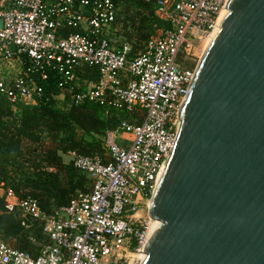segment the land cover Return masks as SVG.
Here are the masks:
<instances>
[{
    "label": "built area",
    "instance_id": "obj_1",
    "mask_svg": "<svg viewBox=\"0 0 264 264\" xmlns=\"http://www.w3.org/2000/svg\"><path fill=\"white\" fill-rule=\"evenodd\" d=\"M124 1L0 0V95L12 107L35 106L39 82L51 71L60 76L57 100L68 96L75 106L93 103L106 114L131 116L105 133L108 161L70 154L89 190L66 207L45 214L34 198L0 189L6 211L47 238L35 255L0 242V264H139L144 255L154 222L150 200L195 74L185 61L216 30L228 0H141L153 3L166 28L137 51L117 44ZM83 67L96 69L99 79L76 93ZM122 134L129 140L120 146Z\"/></svg>",
    "mask_w": 264,
    "mask_h": 264
},
{
    "label": "water",
    "instance_id": "obj_2",
    "mask_svg": "<svg viewBox=\"0 0 264 264\" xmlns=\"http://www.w3.org/2000/svg\"><path fill=\"white\" fill-rule=\"evenodd\" d=\"M178 119L139 264H264V0H228Z\"/></svg>",
    "mask_w": 264,
    "mask_h": 264
},
{
    "label": "trees",
    "instance_id": "obj_3",
    "mask_svg": "<svg viewBox=\"0 0 264 264\" xmlns=\"http://www.w3.org/2000/svg\"><path fill=\"white\" fill-rule=\"evenodd\" d=\"M122 8L123 19L119 18ZM122 8L117 23L124 32L123 42L135 51L143 48L156 29L166 28L156 18L153 3L125 0ZM84 71L80 81H98L94 70ZM59 82L60 76L49 72L47 79L39 82L43 93L35 106L15 108L0 95V189L12 190L19 199L34 198L45 214L66 207L76 194L89 190L86 176L72 164H64L61 155L106 158L104 136L117 125V120L107 118L96 104L75 106L68 98L58 104ZM0 242L35 255L47 238L38 225L24 229L18 215L6 211L0 196Z\"/></svg>",
    "mask_w": 264,
    "mask_h": 264
},
{
    "label": "rangeland",
    "instance_id": "obj_4",
    "mask_svg": "<svg viewBox=\"0 0 264 264\" xmlns=\"http://www.w3.org/2000/svg\"><path fill=\"white\" fill-rule=\"evenodd\" d=\"M134 13H135V10H133V13H130V15H134ZM121 14H122V15H121ZM121 14H120L119 18L121 17V19H123V18L125 17V14L123 13V8H122ZM160 32H161V29H156V30L153 32V33H154L153 35L156 36V35L160 34ZM122 34H124V32L122 31L120 25H118V33H117V36H116L117 44L123 43V41H125L124 38H123V36H122ZM118 35H119V36H118ZM204 47H205V43H204V45H203V48H204ZM203 48H202L201 51L199 50V51L196 52V57H195V58H191V59L185 61V67H186V68L195 71L198 62H199L200 58L202 57L201 55H203V54H202V52H203ZM2 68H3V66L0 64V70H1ZM120 140H121V141H120ZM122 140H129V138H128L127 135H123V134H122L121 137H120V139L117 140V142H118L117 144L121 146V145H122ZM62 160H63V163H65V164H69V163L71 162V156H70V157H68V156H63V157H62Z\"/></svg>",
    "mask_w": 264,
    "mask_h": 264
},
{
    "label": "crops",
    "instance_id": "obj_5",
    "mask_svg": "<svg viewBox=\"0 0 264 264\" xmlns=\"http://www.w3.org/2000/svg\"><path fill=\"white\" fill-rule=\"evenodd\" d=\"M84 69H89L90 72H91L92 70H94V71L98 74L97 70L94 69V68L83 67V68L81 69V72L78 73V83L80 84V87H79L78 90H80L81 92H83V91L86 89V86H87L88 84L93 83V82H91V81H89V82L84 81V80H81V81H80V74H84V73H85ZM49 72H51V71H49ZM49 72H48V73H49ZM96 82H97V81H96ZM60 93H61V90H60ZM60 93H59V95H60ZM59 95H57L56 97H58ZM56 97H55V100L58 102V104H61V103L65 102L66 98H68V101H69V97H68V96H67L63 101H59V100H57ZM69 104H71V103L69 102ZM84 104H85V103H84ZM91 104H93V103H91ZM36 105H37V104H36ZM96 105H97V104H96ZM103 112H104V111H103ZM104 114L107 116V118H112V117H114V118L117 120V125H116V127H115L114 129H111V130H108V131L115 130V129L117 128L118 123H119V121H120L121 119L129 120L130 117H131V116L126 115V114H117V113L106 114L105 112H104ZM106 132H107V131H106ZM63 156H68V157H70V154L61 155V157H63ZM103 159H104V161H108L107 154H106V158H103ZM64 164H65V163H64ZM69 164H71V162H70Z\"/></svg>",
    "mask_w": 264,
    "mask_h": 264
},
{
    "label": "bare ground",
    "instance_id": "obj_6",
    "mask_svg": "<svg viewBox=\"0 0 264 264\" xmlns=\"http://www.w3.org/2000/svg\"><path fill=\"white\" fill-rule=\"evenodd\" d=\"M222 14H223V12L221 13V15H220V17H219L218 23H219V21H220V19H221ZM214 32H215V31H214ZM214 32H213L212 34H210V35L204 40L203 45H204V43H205V47L203 48V45H202V48H203V52H202V54H204L206 48L208 47V45H209V43H210V41H211V39H212V37H213V35H214ZM202 48H201V50H202ZM201 50H200V51H201ZM201 56H203V55H201ZM200 59H201V58H200ZM149 206H150V205H149ZM155 224H156V221L153 222V227L151 228V233H152V231H153V228H154ZM146 246H147V245H146ZM146 246H145V248H146Z\"/></svg>",
    "mask_w": 264,
    "mask_h": 264
}]
</instances>
